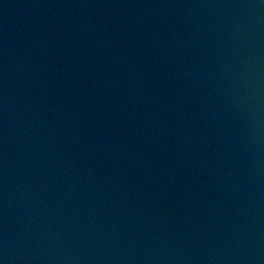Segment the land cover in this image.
<instances>
[{
  "label": "water",
  "instance_id": "water-1",
  "mask_svg": "<svg viewBox=\"0 0 264 264\" xmlns=\"http://www.w3.org/2000/svg\"><path fill=\"white\" fill-rule=\"evenodd\" d=\"M0 264H264V0H0Z\"/></svg>",
  "mask_w": 264,
  "mask_h": 264
}]
</instances>
